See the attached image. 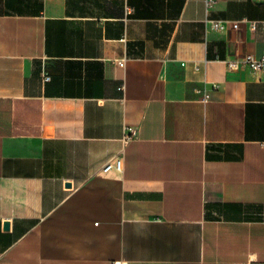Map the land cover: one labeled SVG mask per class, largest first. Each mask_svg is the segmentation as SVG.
<instances>
[{
  "label": "crops",
  "instance_id": "crops-1",
  "mask_svg": "<svg viewBox=\"0 0 264 264\" xmlns=\"http://www.w3.org/2000/svg\"><path fill=\"white\" fill-rule=\"evenodd\" d=\"M236 47L264 55V0H0V264H264Z\"/></svg>",
  "mask_w": 264,
  "mask_h": 264
},
{
  "label": "built area",
  "instance_id": "built-area-1",
  "mask_svg": "<svg viewBox=\"0 0 264 264\" xmlns=\"http://www.w3.org/2000/svg\"><path fill=\"white\" fill-rule=\"evenodd\" d=\"M214 0H206L207 9H209ZM215 26H222V21H216ZM239 21L233 22L232 26L237 28L239 27ZM252 27H255V22H252ZM119 63H123V61H118ZM226 62L230 68H238L240 66H248L253 70H262L264 69V55L257 56L253 53H243L239 47L235 48V57L233 58H227ZM45 78L49 79L50 75L48 73H45ZM217 86V85H216ZM206 96H209L208 93H206ZM132 138V129L126 132L124 140L125 142H128ZM123 168V154H119L114 156L112 159H110L103 167L104 171H108L111 169H117L122 170Z\"/></svg>",
  "mask_w": 264,
  "mask_h": 264
},
{
  "label": "water",
  "instance_id": "water-1",
  "mask_svg": "<svg viewBox=\"0 0 264 264\" xmlns=\"http://www.w3.org/2000/svg\"><path fill=\"white\" fill-rule=\"evenodd\" d=\"M5 227H6V228L9 227V222H8V221L5 222Z\"/></svg>",
  "mask_w": 264,
  "mask_h": 264
}]
</instances>
